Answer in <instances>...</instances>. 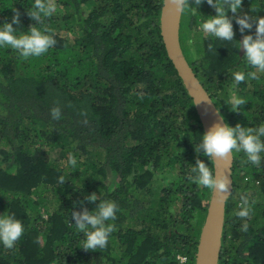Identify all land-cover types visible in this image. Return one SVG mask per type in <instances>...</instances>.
Segmentation results:
<instances>
[{
    "label": "trees",
    "instance_id": "trees-1",
    "mask_svg": "<svg viewBox=\"0 0 264 264\" xmlns=\"http://www.w3.org/2000/svg\"><path fill=\"white\" fill-rule=\"evenodd\" d=\"M163 1L56 0L46 21L54 47L27 60L0 48V214L15 213L25 227L13 249L0 243V264H195L211 190L187 177L197 158L214 165L195 151L205 130L163 40ZM189 2L199 11L182 13L180 42L194 72L227 124H264V75L235 88L232 80L253 70L234 46L255 24L241 33L233 20L237 41L205 39L199 25L215 9ZM33 3L0 0V25L15 8L13 27L26 31ZM250 5L264 8V0H243L242 10ZM233 94L247 100L239 111L225 102ZM56 100L59 121L50 115ZM233 154L219 264H264V160L256 167ZM93 192L119 204L103 251L80 247L85 237L71 216ZM242 194L255 201L247 220L235 216ZM98 202L84 205L91 211Z\"/></svg>",
    "mask_w": 264,
    "mask_h": 264
},
{
    "label": "clouds",
    "instance_id": "clouds-1",
    "mask_svg": "<svg viewBox=\"0 0 264 264\" xmlns=\"http://www.w3.org/2000/svg\"><path fill=\"white\" fill-rule=\"evenodd\" d=\"M203 2L204 0H193L195 5H200ZM167 3L179 13L188 11L194 16L199 11L197 7L190 4L189 0H167ZM207 4L215 9V15L209 16L210 18L203 20L199 25L205 39L214 37L222 41H237L234 39L233 20L239 25L241 33H245L246 29H252L255 24V34L243 35V39L234 46L243 47L247 65L253 70L233 72V88L247 79L260 80L264 75V16L258 15V13L264 8L250 5L248 11H243V0H207ZM56 11V0H34L31 8L27 9V15L35 23L31 24L26 31H20L13 27L14 24H20V12L14 8L12 22L6 20L0 25V48H11L24 60L30 57H40L47 53L50 48L56 45L57 41L55 30L46 21L50 20ZM229 11L231 15H228ZM212 48L213 46L209 44L208 50L212 51ZM201 101L211 102L212 100L208 98ZM199 102L195 100V103ZM225 102L230 106V110L239 111L247 100L233 94ZM62 107L60 100H56L50 110L51 118L54 121L61 120ZM79 115L84 117L87 122L88 110L86 108H81ZM201 137V142L195 145L198 157L202 154L209 161L228 160L234 152H243L247 161L256 167H260L261 161L264 160V156H262L264 154V124L252 127L237 123L235 127H232L226 122H217L202 133ZM67 163L73 171L78 169V161L74 156L70 155ZM187 178L197 186L211 190L221 202L229 193L230 180L228 176L214 172L209 164L199 158ZM65 181L64 176H60L58 184L63 185ZM84 201L99 202L96 203L95 209L90 211L84 205ZM76 203L83 205L82 211L74 210L71 213L76 230L83 233L85 237L80 247L84 250L103 251L108 245L111 233L115 231L116 226L110 221L117 219L119 204L115 200H99L95 192L86 195L82 201L74 202V205ZM254 203L255 201L250 202L248 195L242 194L235 216L241 220L250 219ZM240 230L246 232L248 224H242ZM24 231L22 219L18 218L15 213L5 211L0 214V243L6 249H13Z\"/></svg>",
    "mask_w": 264,
    "mask_h": 264
},
{
    "label": "water",
    "instance_id": "water-1",
    "mask_svg": "<svg viewBox=\"0 0 264 264\" xmlns=\"http://www.w3.org/2000/svg\"><path fill=\"white\" fill-rule=\"evenodd\" d=\"M182 13L175 11L173 7L163 1L161 9V33L168 52L179 75L182 77L186 88L193 97L194 103L201 100H212L211 102L201 101L195 103L204 130L207 131L215 123H225V119L218 106L204 87L192 66L188 62L180 42V26ZM223 117V120H221ZM234 154L228 160L217 159L213 161L214 172L223 173L230 180L229 193L221 202L215 193L211 191L207 213L202 225L198 248L196 252L195 264H219L220 252L222 247V237L224 231L225 214L227 200L233 190L232 166Z\"/></svg>",
    "mask_w": 264,
    "mask_h": 264
},
{
    "label": "built area",
    "instance_id": "built-area-1",
    "mask_svg": "<svg viewBox=\"0 0 264 264\" xmlns=\"http://www.w3.org/2000/svg\"><path fill=\"white\" fill-rule=\"evenodd\" d=\"M184 259V257H182Z\"/></svg>",
    "mask_w": 264,
    "mask_h": 264
}]
</instances>
